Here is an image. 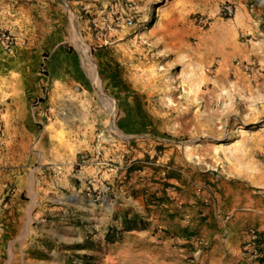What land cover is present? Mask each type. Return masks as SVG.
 <instances>
[{"label": "rangeland", "instance_id": "rangeland-1", "mask_svg": "<svg viewBox=\"0 0 264 264\" xmlns=\"http://www.w3.org/2000/svg\"><path fill=\"white\" fill-rule=\"evenodd\" d=\"M40 1V28L58 34L45 42L36 71L48 75L46 64L60 68L63 57L75 65L77 75L76 112L70 119L76 152L72 148L66 156H75L74 170L92 158L115 173L98 183L105 191L86 177L77 179L75 192L67 195L76 205L78 230L88 237L59 242L67 251L62 252L65 264H124L106 258L116 240L106 242L105 235L124 232L111 219L148 218L149 207L122 213L114 203L121 188L140 206L165 202L168 194L178 204L196 202L222 175H240L264 189V0ZM116 15L132 22L114 25ZM75 31L82 47L73 40ZM58 42L61 49L50 61ZM19 58L13 50L9 68L21 75L26 67ZM45 82L48 91L50 82ZM32 84L6 82L14 126L22 121L20 101ZM88 92L93 97L89 107ZM5 107L3 98L2 133ZM52 116L66 128L70 124L67 110ZM13 150V162H0L9 192L16 176L36 165L19 160V147ZM231 190L241 193L237 187ZM21 198L28 199L25 194ZM92 204L96 208L90 210Z\"/></svg>", "mask_w": 264, "mask_h": 264}, {"label": "crops", "instance_id": "crops-1", "mask_svg": "<svg viewBox=\"0 0 264 264\" xmlns=\"http://www.w3.org/2000/svg\"><path fill=\"white\" fill-rule=\"evenodd\" d=\"M43 9L40 0H0V27L17 38L13 50L20 56V65L26 67L23 74L14 73L9 68L13 51L5 52L0 44V102L5 98L7 116L5 131L0 133V162H13L16 146L21 149L19 160L36 164L16 176L10 192L0 173V264H65L61 259L67 256L62 252L67 251L59 248V242L70 244L88 237L78 230L75 203L67 200L75 192L76 180L88 177L97 187L104 176H115L111 168L101 167L102 163L92 158L80 170H74L75 156H66L72 148L76 152V130L70 119L76 112L77 75L75 65H69L63 57L60 68L52 62L46 64L48 75L36 71L34 65L40 62L38 58L48 44L45 42L58 34L40 28L36 15ZM60 46L58 42L51 48L50 61ZM22 79L33 84L20 101L22 121L14 126L6 82ZM45 81L50 82L48 91ZM87 96L89 107L93 97L89 92ZM66 110L70 115L67 128L52 116ZM11 172H5V178ZM215 180L212 191L200 200L186 199L179 204L168 194L165 202L140 206L121 188L120 197L114 201L117 209L137 213L149 207V216L142 215L147 220L146 228L117 234L106 258L124 264L127 260L129 264H257L244 256L242 244L251 230L264 235V189L255 188L245 177L235 174L216 176ZM232 187L241 193H234ZM22 194L28 199H22ZM95 208L90 205V210ZM101 220L109 222L107 218ZM111 222L119 227L121 216Z\"/></svg>", "mask_w": 264, "mask_h": 264}, {"label": "built area", "instance_id": "built-area-1", "mask_svg": "<svg viewBox=\"0 0 264 264\" xmlns=\"http://www.w3.org/2000/svg\"><path fill=\"white\" fill-rule=\"evenodd\" d=\"M225 12L230 15L231 9L226 7ZM131 22L130 17H124L122 15L112 17L111 21V23H115L114 25H120V23L129 24ZM0 44L5 52H12L17 44V38L7 29L0 27ZM1 131L2 124L0 122V133ZM84 161L85 159L82 155L79 162L83 164ZM99 190L105 191L104 185L101 184ZM97 199H99V197L93 198V201H96ZM242 253L250 260L255 261L257 264H264V235L260 234L256 230L249 231L246 240L242 244Z\"/></svg>", "mask_w": 264, "mask_h": 264}, {"label": "trees", "instance_id": "trees-1", "mask_svg": "<svg viewBox=\"0 0 264 264\" xmlns=\"http://www.w3.org/2000/svg\"><path fill=\"white\" fill-rule=\"evenodd\" d=\"M146 227V223L142 219L141 216L133 215L132 217L125 216L122 221V230L123 231H130L134 229H144ZM117 234L118 232L115 231H109L105 235V241L106 242H113L117 240Z\"/></svg>", "mask_w": 264, "mask_h": 264}, {"label": "bare ground", "instance_id": "bare-ground-1", "mask_svg": "<svg viewBox=\"0 0 264 264\" xmlns=\"http://www.w3.org/2000/svg\"><path fill=\"white\" fill-rule=\"evenodd\" d=\"M76 43H78V45L80 46L81 45V47H82V45H84L82 42H81V40L80 39H76ZM82 50H83V48H81ZM85 65V64H84ZM93 72V71H92ZM97 80V79H96Z\"/></svg>", "mask_w": 264, "mask_h": 264}]
</instances>
